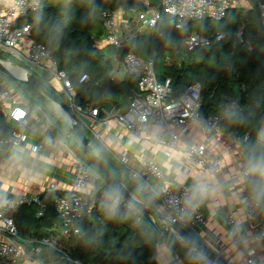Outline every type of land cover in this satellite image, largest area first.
Listing matches in <instances>:
<instances>
[{
	"label": "built area",
	"instance_id": "1",
	"mask_svg": "<svg viewBox=\"0 0 264 264\" xmlns=\"http://www.w3.org/2000/svg\"><path fill=\"white\" fill-rule=\"evenodd\" d=\"M143 10L132 9L135 18L131 20V29L122 31L119 11L104 12L102 14L103 25L106 30L104 39L98 44L111 46L115 50V57L126 72L138 79V93H135L124 109L113 107L107 114L101 103L87 104L84 107L77 104V93L69 76L60 71L52 52L44 45L32 40V27L27 22L29 17L37 13L41 8L42 0H13L6 3L0 1V54L8 58L23 62L30 69L39 71L48 79L59 85L60 93L66 97V105L78 118L83 127L92 131L95 140H102L106 130L113 121L122 124L130 133L142 132L153 124L166 130L171 136V145L180 140V135L173 132L174 128L187 127L196 122L205 141L203 143H191L184 147V163L186 173L192 168H197L211 175H217L222 171V163L217 157L208 155L206 142L222 133L221 122L224 118L237 110V102H232L222 113L204 117L201 114V86L193 85L178 99L172 98L171 80L159 82L156 77L153 61L143 60L135 53L133 40L151 32L162 18V14L175 19V28L184 30L189 24L211 19L222 21L231 9L243 8L242 0H161V9H156L151 0H137ZM250 3L249 0H244ZM264 29V0H257ZM225 32H216L211 35H203L198 32L189 33L183 40V46L187 53L199 48L210 47L221 42L226 37ZM242 32L238 33L241 37ZM161 36V34H160ZM241 42H243L241 40ZM175 45V44H174ZM173 45V46H174ZM173 55L168 54L167 60L173 62ZM111 80L118 82L111 72ZM89 77L81 76L79 83H87ZM12 99V92L5 82V75L0 72V114L7 119L9 134L0 140L1 145L8 146L11 150L21 147L26 134L32 129L31 118L37 112L28 103L7 106ZM44 117V131L50 130L52 125L48 117L43 114L42 108L37 107ZM90 118L97 124L99 130L88 126L86 119ZM233 143L243 149L248 140V135L238 137L233 135ZM160 143V141H157ZM73 180L68 192L56 196L54 208L59 225L52 228L48 235L42 237L30 236L27 239L19 237V231L14 215L22 207L35 206V217L44 218L47 206L41 200V196L6 197L0 193V234L5 236L0 240V264H25L26 248L24 245L33 244L28 250L29 256L38 260L44 252H54L62 264H83L75 259L76 239L82 234L80 221L84 216L91 215L93 210L101 205L112 208L105 202L104 194L112 187L104 177L90 167L81 157L80 153L69 150ZM122 165L128 167L129 159L124 152L120 156ZM129 178L142 191L156 196L161 205L169 212V217L187 227L196 229L205 227L208 221L198 207L195 210L185 205L186 196L190 187L180 183H170L166 173L152 158H148L138 168H130ZM240 174L244 180V204L246 220L252 230L253 238L264 244V218L262 217L258 200L250 197V176L247 173V160L241 165ZM116 207L124 208L138 216L136 225L140 224L142 212L136 208L125 196L122 195ZM234 224V219L230 218ZM243 242V240H240ZM26 251V252H25ZM245 264H256L253 259V251H248ZM42 261L39 259L37 264Z\"/></svg>",
	"mask_w": 264,
	"mask_h": 264
},
{
	"label": "trees",
	"instance_id": "2",
	"mask_svg": "<svg viewBox=\"0 0 264 264\" xmlns=\"http://www.w3.org/2000/svg\"><path fill=\"white\" fill-rule=\"evenodd\" d=\"M151 4L161 9V0H151ZM131 9L141 11L143 7L137 0H42L40 10L27 20L32 27V40L51 51L58 69L71 79L78 105L104 103L124 109L129 99L138 93L136 77L131 76L123 82L111 80L115 50L111 46L100 48L98 45L106 35L102 14ZM210 21H197L180 31L175 28V19L163 13L150 33L133 41L135 53L143 60L154 62L159 82L171 80L173 99L180 98L189 87L200 85V111L204 117L218 115L232 102H237V110L224 118L221 129L238 137L248 135L243 147L248 160L254 151L261 150L257 134L264 130V29L252 8L231 9L222 20V28H216ZM219 31L225 32L226 37L210 47L187 53L181 45L189 33L208 36ZM240 32L241 37L238 36ZM168 53L173 55L172 63L167 60ZM83 75H87L89 81L80 84ZM21 88L25 101L34 108L47 100L30 84H22ZM8 134L9 127L4 115L0 114V139ZM84 153L86 163L114 187L86 149ZM100 157L110 164L131 193L156 210L158 198L142 193L122 164L111 161L105 153ZM255 179L250 176V192ZM59 195L41 196L47 206L44 218L35 217V206L19 209L14 219L21 239L29 234V237L45 236L46 229L59 225L54 208V199ZM258 202L264 218V198ZM137 218L121 207L97 206L91 215L80 221L82 234L76 239L75 259L83 264H158L156 230L151 228L152 237L145 243L134 244ZM181 255L188 264H203L186 254Z\"/></svg>",
	"mask_w": 264,
	"mask_h": 264
},
{
	"label": "crops",
	"instance_id": "3",
	"mask_svg": "<svg viewBox=\"0 0 264 264\" xmlns=\"http://www.w3.org/2000/svg\"><path fill=\"white\" fill-rule=\"evenodd\" d=\"M3 1L9 3L13 0ZM242 7L243 9L252 8L251 3L244 0H242ZM119 15L122 31L131 29V20L135 18L132 9L128 11L121 10ZM181 45H183V42H181ZM101 47L105 48L107 45L101 44ZM5 60L14 65L11 60H7V58ZM23 64L24 66L17 67L29 70V66ZM113 65V77L116 81L123 82L131 77L125 68L117 62L115 54L113 55ZM30 71L39 79L46 80L47 85L56 93L64 95L56 91V89H59L56 82L53 81L49 84L48 79L39 71H37L38 73L31 69ZM11 92L12 99L7 103V106L12 105V102L16 104L27 103L18 91L15 92L11 89ZM101 104L105 108L102 115L107 114L113 108V106L109 107L104 103ZM39 107L42 108L43 114L48 117L52 125L51 129L46 131L47 137L42 135L45 121L42 113L38 111L31 118L32 129L26 134L21 147L11 150L8 146L0 144V193L6 197L43 196L52 193L62 195L68 192L74 174L71 168L69 150L80 153L81 157L83 155L82 152L85 148L72 131L66 115L48 99ZM33 109L35 108L33 107ZM54 119L59 120V123H56ZM5 120L7 123L6 118ZM86 123L88 126H92L94 130H99L98 125L94 124L90 118L86 119ZM83 128L86 135L93 140V149L99 156L105 153L111 161L121 164L120 156L126 152L129 166H123L127 169V172L130 168H138L145 160L152 158L166 173L170 183H179L183 175L185 180L184 183L180 184L189 187L192 184L191 176L193 174L205 172L192 168L189 173H186L187 167L184 163V147L187 144L203 143L205 141L196 122L185 128L173 129L174 133L180 135V140L175 145H171V136L166 130L153 124L145 131L130 133L122 124L113 121L104 133L102 140H95L92 131L87 127ZM232 139V133L222 131L220 135L206 142L208 155L217 157L222 163V171L217 175H212L219 184V195L199 206L208 221L207 226L193 230L185 228L189 233L221 253L222 257L231 264H245L246 252L248 251L254 252L253 259L256 264H264V244L253 238L243 208L245 183L240 170L242 163L246 160L245 152L241 147L235 146ZM158 140L160 143L157 142ZM142 193L152 196V194L146 192ZM154 211H157L163 217H169V212L161 205L160 201ZM230 218L234 219V224L230 223ZM139 220V225H136L137 219L135 221V235L138 236L140 244L148 240L146 235L147 232H151V228L157 232L158 264H188L181 255L185 253L180 251L170 238L162 235L163 223L161 221L154 220L149 216L146 218L144 215H141ZM56 226L46 229L45 235H48L49 231ZM29 235H26L25 238L27 239ZM150 235L152 236V234ZM4 239L5 236L0 234V240ZM241 239L243 242L240 241ZM24 247L27 249V252L25 251V264H37L39 259L42 261L40 264H62L54 252L46 251L41 258L35 260L28 253L33 244L29 243Z\"/></svg>",
	"mask_w": 264,
	"mask_h": 264
},
{
	"label": "water",
	"instance_id": "4",
	"mask_svg": "<svg viewBox=\"0 0 264 264\" xmlns=\"http://www.w3.org/2000/svg\"><path fill=\"white\" fill-rule=\"evenodd\" d=\"M254 9L258 22L263 28V21L260 15V10L258 7L257 0H249ZM4 57L0 54V72L5 76L14 80L15 82L22 84H30L40 91L48 100L52 101L67 117L69 125L80 140L89 156L94 160L96 166L105 175V177L113 184V186H118L121 190L123 196H125L136 208H138L142 213L148 215L154 220H159L163 223V233L164 237L170 238L176 246L188 256L198 259L203 264H231L225 260L221 253L217 252L215 249L211 248L206 242L197 238L187 231V229L170 217H163L157 211H154L147 207L143 202H141L134 194H132L128 188L124 185L120 177L116 174L110 164L100 157L93 149V140L89 138L83 126L80 124L78 118L71 112L70 108L65 104V102L59 97L52 88H50L46 83H44L37 76L28 72L25 69L14 66L13 67L22 69L25 71V78L15 77L9 70Z\"/></svg>",
	"mask_w": 264,
	"mask_h": 264
},
{
	"label": "clouds",
	"instance_id": "5",
	"mask_svg": "<svg viewBox=\"0 0 264 264\" xmlns=\"http://www.w3.org/2000/svg\"><path fill=\"white\" fill-rule=\"evenodd\" d=\"M259 152L254 151L247 160V173L256 179L252 182L250 197L255 201L264 198V130L257 134ZM185 177L181 176L179 183H184ZM192 184L185 199V205L195 210L207 200L216 198L219 195V184L214 177L206 172L193 174ZM122 197L121 190L114 186L104 194L105 202L115 208Z\"/></svg>",
	"mask_w": 264,
	"mask_h": 264
},
{
	"label": "rangeland",
	"instance_id": "6",
	"mask_svg": "<svg viewBox=\"0 0 264 264\" xmlns=\"http://www.w3.org/2000/svg\"><path fill=\"white\" fill-rule=\"evenodd\" d=\"M211 22V24L213 25V26H215L216 28H222L223 27V25H224V22H222V21H214V20H211L210 21ZM182 47H183V45H182ZM7 57V56H6ZM5 57V58H6ZM7 60H11V62L14 64V65H16V66H24V64L23 63H20L19 61H15V60H12V59H9L8 57H7ZM32 71H36L37 72V70H34V69H31ZM27 71H29V72H31L30 70H27ZM38 73V72H37ZM5 82L7 83V84H9V86H10V88L13 90V91H18L19 92V94H22V96H23V92H22V88H21V85L19 84V83H17V82H15L14 80H12V79H10L9 77H5ZM59 97L65 102V104H66V97L64 96V95H59ZM35 111L36 112H38L37 111V109L35 108ZM54 121L56 122V123H59V120L57 121L56 119H54ZM84 149V148H83ZM83 153V155H82V158L85 160V158H86V156H85V153H84V151L82 152ZM150 233V232H149ZM148 232H147V235H146V237H147V239H149V238H151L152 236L149 234ZM135 241H134V244H140V241L138 240V236H135ZM145 243V242H144Z\"/></svg>",
	"mask_w": 264,
	"mask_h": 264
},
{
	"label": "bare ground",
	"instance_id": "7",
	"mask_svg": "<svg viewBox=\"0 0 264 264\" xmlns=\"http://www.w3.org/2000/svg\"><path fill=\"white\" fill-rule=\"evenodd\" d=\"M6 66H8L9 70L11 71V73L17 77V78H25V71L16 67H13L10 64H7Z\"/></svg>",
	"mask_w": 264,
	"mask_h": 264
}]
</instances>
